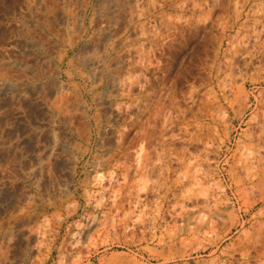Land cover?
Segmentation results:
<instances>
[{"label": "rangeland", "instance_id": "obj_1", "mask_svg": "<svg viewBox=\"0 0 264 264\" xmlns=\"http://www.w3.org/2000/svg\"><path fill=\"white\" fill-rule=\"evenodd\" d=\"M35 21L0 34V264H264V0Z\"/></svg>", "mask_w": 264, "mask_h": 264}, {"label": "crops", "instance_id": "obj_2", "mask_svg": "<svg viewBox=\"0 0 264 264\" xmlns=\"http://www.w3.org/2000/svg\"><path fill=\"white\" fill-rule=\"evenodd\" d=\"M35 16L36 0H0V34H18L12 30V26L21 22L23 18L35 24L37 23Z\"/></svg>", "mask_w": 264, "mask_h": 264}]
</instances>
